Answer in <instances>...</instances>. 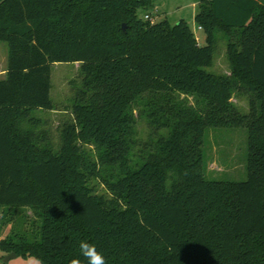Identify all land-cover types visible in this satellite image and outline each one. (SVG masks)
Segmentation results:
<instances>
[{
	"label": "trees",
	"instance_id": "1",
	"mask_svg": "<svg viewBox=\"0 0 264 264\" xmlns=\"http://www.w3.org/2000/svg\"><path fill=\"white\" fill-rule=\"evenodd\" d=\"M153 0H0V205L30 207L34 238L7 235V253L70 264L79 241L107 264H264V0H200V45L188 24L139 16ZM126 24V28L123 25ZM230 74L209 72L217 34ZM79 62L76 122L55 147L40 113L54 110L52 66ZM252 92V116L231 99ZM193 95L195 104L179 95ZM143 106L150 140L135 138ZM248 130V177L209 179L212 126ZM91 148V149H89ZM95 181L105 192H98Z\"/></svg>",
	"mask_w": 264,
	"mask_h": 264
},
{
	"label": "rangeland",
	"instance_id": "2",
	"mask_svg": "<svg viewBox=\"0 0 264 264\" xmlns=\"http://www.w3.org/2000/svg\"><path fill=\"white\" fill-rule=\"evenodd\" d=\"M200 9V0H153V5L141 8L140 17L146 14L159 22L168 20L176 24L182 19L188 22L194 31L200 45H206V32L201 28L195 17ZM227 36L219 31L217 34L214 62L207 70L216 74H230L231 63L228 57ZM8 64V44L0 41V77L5 76ZM84 74L81 63L60 62L52 66L51 98L54 110L40 113L42 127L47 131L51 143L55 147L61 145V134L64 125L76 122L73 113V103L76 94L83 87ZM179 99H187L195 104L193 95L181 94ZM252 92L242 86L236 90L231 102L236 116H252L256 110L252 103ZM135 138L140 143L150 140L153 128L143 106L134 107ZM248 130L245 126L229 123L224 126H212L208 129L203 142L205 173L209 179L243 181L248 177ZM91 149V148H89ZM98 192H105L102 183L95 181ZM39 219L30 207H10L0 205V239L7 235L15 237L27 236L34 238L37 232ZM0 246V264H42L41 260L33 255L11 256Z\"/></svg>",
	"mask_w": 264,
	"mask_h": 264
},
{
	"label": "clouds",
	"instance_id": "3",
	"mask_svg": "<svg viewBox=\"0 0 264 264\" xmlns=\"http://www.w3.org/2000/svg\"><path fill=\"white\" fill-rule=\"evenodd\" d=\"M78 247L79 254L84 259L82 261L79 258H74L70 261V264H107L105 256L97 250L94 244L86 240H80Z\"/></svg>",
	"mask_w": 264,
	"mask_h": 264
},
{
	"label": "built area",
	"instance_id": "4",
	"mask_svg": "<svg viewBox=\"0 0 264 264\" xmlns=\"http://www.w3.org/2000/svg\"><path fill=\"white\" fill-rule=\"evenodd\" d=\"M145 18H146V19H150V20L153 21V22L155 21V20L152 18V16L149 15V14H146V15H145Z\"/></svg>",
	"mask_w": 264,
	"mask_h": 264
},
{
	"label": "water",
	"instance_id": "5",
	"mask_svg": "<svg viewBox=\"0 0 264 264\" xmlns=\"http://www.w3.org/2000/svg\"><path fill=\"white\" fill-rule=\"evenodd\" d=\"M123 27L126 28V24H124ZM11 256L15 257L17 256V254L15 252H12V254L6 260H8Z\"/></svg>",
	"mask_w": 264,
	"mask_h": 264
},
{
	"label": "crops",
	"instance_id": "6",
	"mask_svg": "<svg viewBox=\"0 0 264 264\" xmlns=\"http://www.w3.org/2000/svg\"><path fill=\"white\" fill-rule=\"evenodd\" d=\"M6 72V71H5ZM4 77V76H3Z\"/></svg>",
	"mask_w": 264,
	"mask_h": 264
}]
</instances>
